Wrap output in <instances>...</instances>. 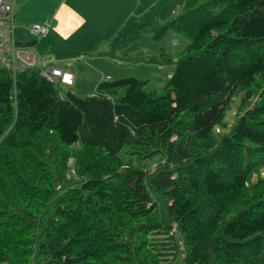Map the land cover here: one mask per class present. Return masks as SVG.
I'll list each match as a JSON object with an SVG mask.
<instances>
[{
  "label": "trees",
  "instance_id": "obj_1",
  "mask_svg": "<svg viewBox=\"0 0 264 264\" xmlns=\"http://www.w3.org/2000/svg\"><path fill=\"white\" fill-rule=\"evenodd\" d=\"M170 30L159 92L0 66V264H264V0H188Z\"/></svg>",
  "mask_w": 264,
  "mask_h": 264
},
{
  "label": "rangeland",
  "instance_id": "obj_2",
  "mask_svg": "<svg viewBox=\"0 0 264 264\" xmlns=\"http://www.w3.org/2000/svg\"><path fill=\"white\" fill-rule=\"evenodd\" d=\"M8 1L14 5L16 0ZM187 1H109L108 5L99 13L100 17L108 19L102 25L99 24L101 27L98 32L91 34V30H87L83 37L72 42L77 48L83 45L85 49L73 58V49L69 47L66 55L69 58L63 63H60L59 60H55L53 63V66L57 68L77 75L75 84L70 87L57 84L62 96L73 93L81 98L91 97L96 94V87L100 82L127 78L146 81L144 89L147 92L161 91L175 69V64L163 65L161 63L162 53L176 57L175 55L182 52L190 41L172 30L164 31L163 38L160 40L157 39V35L159 36V33H161L159 32L161 28L183 12ZM19 4L20 0L15 4L13 16L17 15ZM33 11V8H31L27 13L31 15ZM114 13L116 15H113ZM15 23L16 26L20 25L19 19H16ZM11 28H13L12 25ZM2 29L7 30L6 28ZM31 38L38 40L32 53L40 56L41 62L44 63L47 56H55L56 48H58L55 38H51V35L46 38L36 39L34 36ZM1 44L4 45V43L0 41V49H2L0 50L2 61L0 66L11 67L16 54H14V51L6 52V46L1 47ZM70 59L73 61H69ZM174 60H177V58H174ZM31 63L35 65V62L32 61ZM45 65L49 66V63H45ZM243 95L244 93L241 92L235 96L234 102L227 111L225 123L233 125L238 118L237 115L242 114L243 110H240V104ZM230 130L229 128L226 129L225 133L230 132ZM159 160L156 157L146 163L144 162V164L148 165V169L156 168L160 164L158 163ZM74 163V159H70V177L74 176ZM134 163L135 165L140 164L138 159H134ZM262 175L264 176V169ZM182 261L183 258L177 264H182Z\"/></svg>",
  "mask_w": 264,
  "mask_h": 264
},
{
  "label": "crops",
  "instance_id": "obj_3",
  "mask_svg": "<svg viewBox=\"0 0 264 264\" xmlns=\"http://www.w3.org/2000/svg\"><path fill=\"white\" fill-rule=\"evenodd\" d=\"M18 1L19 0H16L15 4H17ZM109 1L116 0H20L19 10L17 15L14 16L13 28L9 25L0 26V41L6 46V52L14 51V54H16V58L13 59L10 68L20 70L23 68L43 69L50 67V69L56 68L64 70L53 66L54 61L59 60L60 63H63V61L67 60L69 56L66 55L69 47L73 49V58L79 55L80 51L85 49L83 45L77 48L72 42L83 37L87 30H91V34L98 32L101 27L100 25L108 19L100 17L99 13L103 11V8L108 5ZM31 8H33L34 11L33 14L30 15L27 12L30 11ZM94 11H96L95 14ZM113 15H116V13ZM16 19H19L20 22L18 26H16L15 23ZM37 23H47L50 25V32L47 36L51 35V38H55L58 45V48H56L57 52L54 54L55 56H47L44 63L41 62L42 59L40 56L32 53L35 46L28 47L17 44L34 40L31 38L33 35L29 28ZM27 25L29 26L24 28ZM2 28H6L7 30ZM32 61L35 62V65L31 64ZM69 61L73 60L70 59ZM0 62H2L1 58ZM45 63H49V66L45 65ZM69 73L73 74L74 78L72 85H74L77 80V75L72 72Z\"/></svg>",
  "mask_w": 264,
  "mask_h": 264
},
{
  "label": "built area",
  "instance_id": "obj_4",
  "mask_svg": "<svg viewBox=\"0 0 264 264\" xmlns=\"http://www.w3.org/2000/svg\"><path fill=\"white\" fill-rule=\"evenodd\" d=\"M13 10L14 5L9 3L8 0H0V26H11L13 24ZM29 30L36 38L46 37L50 32V25L47 23H37L30 26ZM1 47H4V45L1 44ZM41 75L53 84H73L72 74L66 73L63 70L46 68L41 70Z\"/></svg>",
  "mask_w": 264,
  "mask_h": 264
},
{
  "label": "clouds",
  "instance_id": "obj_5",
  "mask_svg": "<svg viewBox=\"0 0 264 264\" xmlns=\"http://www.w3.org/2000/svg\"><path fill=\"white\" fill-rule=\"evenodd\" d=\"M43 69H46V68H43ZM43 69H41V70H43ZM54 69H56V68H54ZM60 70V69H59ZM64 71V70H63ZM64 72H66V73H69V72H67V71H64ZM69 74H71V73H69ZM72 76H73V74H72ZM74 78V77H73ZM55 85H57V84H55ZM58 85H64V84H58ZM64 86H72V85H64Z\"/></svg>",
  "mask_w": 264,
  "mask_h": 264
}]
</instances>
